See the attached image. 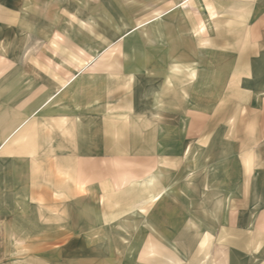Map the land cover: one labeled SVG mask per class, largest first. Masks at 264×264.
<instances>
[{"label":"rangeland","instance_id":"1","mask_svg":"<svg viewBox=\"0 0 264 264\" xmlns=\"http://www.w3.org/2000/svg\"><path fill=\"white\" fill-rule=\"evenodd\" d=\"M0 11V264H264V0Z\"/></svg>","mask_w":264,"mask_h":264},{"label":"crops","instance_id":"2","mask_svg":"<svg viewBox=\"0 0 264 264\" xmlns=\"http://www.w3.org/2000/svg\"><path fill=\"white\" fill-rule=\"evenodd\" d=\"M0 4H2V0H0ZM2 6V5H1ZM2 23V12L0 11V24ZM158 31V30H157ZM207 76V75H206ZM207 77H205L204 75H202L201 77H198V79H196V80H194L192 83H191V87H193V90L194 91H202L203 90V85L204 86H207L208 84V79H206ZM167 80H168V85H174V80L173 79H171L170 77L169 78H167ZM183 82L181 81V82H179V86H180V90L181 91H183L184 93H186V90H187V88H189V86H185L184 85V87H183ZM189 85H190V83H189ZM206 93V92H205ZM216 94H218V92L216 93ZM220 188V187H219ZM216 197V196H215ZM218 198H220V195L218 196ZM219 214V213H218ZM29 237H28V235H26V236H24L23 238H21V242H20V244L21 243H24V241L23 240H25V239H28Z\"/></svg>","mask_w":264,"mask_h":264}]
</instances>
